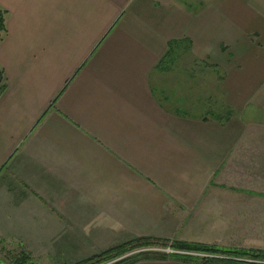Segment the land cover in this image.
Wrapping results in <instances>:
<instances>
[{"label":"crops","instance_id":"1","mask_svg":"<svg viewBox=\"0 0 264 264\" xmlns=\"http://www.w3.org/2000/svg\"><path fill=\"white\" fill-rule=\"evenodd\" d=\"M0 6L1 243L52 262L138 237L264 250V192L233 186L229 172L252 143L244 116L264 85V0H207L199 11L183 0ZM185 38L193 58L159 71L168 43ZM203 60L225 72L227 122L172 107L165 90Z\"/></svg>","mask_w":264,"mask_h":264},{"label":"rangeland","instance_id":"2","mask_svg":"<svg viewBox=\"0 0 264 264\" xmlns=\"http://www.w3.org/2000/svg\"><path fill=\"white\" fill-rule=\"evenodd\" d=\"M183 1L192 9L198 11L207 5V0ZM187 56L189 59L193 58L192 55L190 56V52L187 53ZM204 62L206 61H196V65L189 66L186 70L184 67H181V69L172 73L171 89L165 87L166 92L168 91L172 94V107H175L179 101L178 105L185 107L190 113L202 114L207 111L222 110L224 106L227 105L224 101L222 92L217 90V81L218 79L220 80L221 75H224L225 72L223 70L214 71L212 67L206 66ZM247 107L244 116V118L247 119V125L242 138L252 141V143H241L240 147L237 148L238 155H236L234 163L230 165V182L233 186L238 188L243 187L256 192H264V85L261 86L253 98L250 99ZM246 144L248 146H245ZM260 176H262V178H260ZM150 247L159 248L160 246L155 245L149 246V248ZM22 250V245L19 246V244L15 243L0 242V264H12L14 258H9V255L18 256L19 254H23L21 252ZM24 252L31 254L27 250ZM138 252L139 250H132L124 257ZM140 252H147L153 255L163 254V252L153 250ZM155 257L156 256H152V258ZM84 260L85 259L76 261L69 258H56L53 262L54 264L57 261H59L58 264H82ZM99 261V259H93L89 264H96ZM53 262L51 259L42 260L38 259L36 256L32 258V262L29 264H53Z\"/></svg>","mask_w":264,"mask_h":264},{"label":"trees","instance_id":"3","mask_svg":"<svg viewBox=\"0 0 264 264\" xmlns=\"http://www.w3.org/2000/svg\"><path fill=\"white\" fill-rule=\"evenodd\" d=\"M7 10L0 6V40H2L7 34ZM192 49V41L189 38L181 40H173L168 43V49L165 55L158 62L156 68L162 72H169L175 69L182 55L189 53ZM206 66L215 67L213 65L206 64ZM219 71V70H217ZM220 74V72H219ZM222 79V75L221 78ZM7 77L5 70L0 65V96L6 89ZM224 106V105H223ZM206 116L218 120L219 122H227L233 115V109L229 106H224L222 110L205 112ZM171 244L173 248L193 251H203L211 253L213 257L195 258L192 256L181 255H166V254H150L147 252H138L136 254L124 257L132 250H139V248L155 246V245H168ZM23 254L18 256H12V264H29L32 262V256L24 251ZM176 258L183 260H195L199 264H264V250L257 249H244V248H225L215 245H208L196 242L187 241H169L158 240L149 237H138L131 241L115 245L109 249L102 251L101 253L85 259L82 264H89L93 259H99L96 264H131L139 259L143 258ZM249 259V260H248ZM116 260V261H114ZM114 261V262H113ZM95 264V263H94Z\"/></svg>","mask_w":264,"mask_h":264},{"label":"built area","instance_id":"4","mask_svg":"<svg viewBox=\"0 0 264 264\" xmlns=\"http://www.w3.org/2000/svg\"><path fill=\"white\" fill-rule=\"evenodd\" d=\"M158 246H160V247L159 248L158 247L157 248H155V247L142 248V249H139V252L140 251H152L153 250V251L163 252V254H166L168 256L175 255L176 254V255H181V256H192V257H195V258H203V257H213V256H216V255H213L211 253H207V252H203V251H193V250L176 249V248H173L171 246V244H168V245H165V246H162V245H158ZM114 261H116V260H114Z\"/></svg>","mask_w":264,"mask_h":264}]
</instances>
